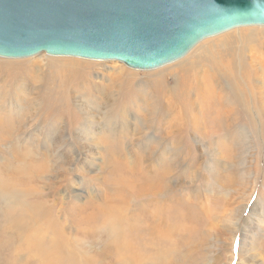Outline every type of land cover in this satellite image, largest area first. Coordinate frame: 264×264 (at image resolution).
I'll list each match as a JSON object with an SVG mask.
<instances>
[{"label": "rangeland", "instance_id": "obj_1", "mask_svg": "<svg viewBox=\"0 0 264 264\" xmlns=\"http://www.w3.org/2000/svg\"><path fill=\"white\" fill-rule=\"evenodd\" d=\"M62 63L82 71L65 93L45 87L47 78L65 71L56 67ZM204 74L216 75L214 90L203 96L195 88L181 111L165 105L159 81L174 95L185 80L190 88ZM32 75L39 80H28ZM0 113L9 126L24 128L11 133L0 119V264H59L40 255V244L54 247L58 227L78 257L99 249L101 242L80 235L87 230L82 211L104 210L108 199L124 193V183L109 179L119 155L124 170L167 171V191L126 200L128 210L137 215L157 206L193 215L186 236H177L185 254L175 255V264H264V25L205 38L185 58L150 70L45 52L0 57ZM25 151L30 154L22 158ZM32 161L44 173L9 190L15 173L23 176Z\"/></svg>", "mask_w": 264, "mask_h": 264}, {"label": "water", "instance_id": "obj_2", "mask_svg": "<svg viewBox=\"0 0 264 264\" xmlns=\"http://www.w3.org/2000/svg\"><path fill=\"white\" fill-rule=\"evenodd\" d=\"M250 25H264V0H0V57L45 52L150 70Z\"/></svg>", "mask_w": 264, "mask_h": 264}, {"label": "bare ground", "instance_id": "obj_3", "mask_svg": "<svg viewBox=\"0 0 264 264\" xmlns=\"http://www.w3.org/2000/svg\"><path fill=\"white\" fill-rule=\"evenodd\" d=\"M171 63H168V64H171ZM168 64H165L163 66H166ZM195 66L196 65H194V68ZM56 67L58 69H65V71L61 70V75L59 77L47 78V80L50 82H48L45 87L49 88L53 85L52 91H60L61 93H65L66 91L69 90V88L75 87L77 80L81 77L82 71L80 69L71 68L70 66H67V64L65 65L64 63L57 64ZM137 70H140V69H137ZM182 70H188V68H181L180 70L181 73H182ZM187 74H189L190 76H194L193 74L188 73V71H187ZM162 76L163 75H161L160 77ZM204 76L206 75L205 74L200 75L195 81L188 79L187 83L192 81L191 82L192 84L190 83L191 84L190 88L189 87L187 88V86L185 85L186 83V80H185L175 89L174 95H169L170 92L167 91L168 88L166 89V86H168L166 82H164L163 80L159 81L157 83L158 90H160L161 92H166L168 96V97L166 96L165 98V105L175 111L176 110L181 111V108L185 109L187 106V102L185 101V99L186 97H188V94L191 91L195 90V88L198 91L202 92V95L204 96L207 93L206 91L213 89L214 85L211 81H213L212 78L216 79V75L212 74L210 76H206V77ZM39 78H40L39 76L34 78V76L32 75V77H30L28 80L32 79V80L38 81ZM206 80H209L210 83L209 85L204 86L206 83L205 82ZM69 92L71 93V91ZM31 99L32 98H30V100ZM48 103H50V101ZM64 103H65V100L61 102V105H63ZM86 109H88L87 106H86ZM37 111L38 110H36V112ZM30 115L29 117H31ZM89 115L90 116L92 115L91 111H89ZM51 116L52 115H50V117ZM0 119H3L5 121L11 133L14 132V129L19 130V131L24 129L23 125H22V129H20V126L19 127L18 126L14 127L11 125L9 126L8 125L9 120L6 117V114L0 113ZM12 121H13V118L11 122ZM171 122L174 126L175 121L173 120ZM3 124L4 123L0 122L1 126H3ZM11 124L13 125V123ZM169 127H172V126L169 125ZM61 131L62 129H60V133H63ZM29 154H30V151H25L21 155H22V158H24L25 156ZM112 160L114 161V164L112 165V167L114 166L113 167L114 169H112V171L110 172L109 179H112V181L118 185L119 183H124L125 186L123 187L119 186V188H121L124 191V193L120 191L118 193L120 194L118 198L108 199L104 205V208H105L104 210L100 209V210L82 211L84 212L87 218V221L84 222V225L86 226L87 230L83 231L82 229L79 228L80 235H82L83 237H87V239L91 241L92 243L101 242L100 248L94 252H91L90 255L88 254V256L78 257L77 255H75L76 254L75 252L74 253L72 252L73 249L71 251V246H69V243L66 240L67 237L63 233L62 229L58 227L57 231L54 232L55 236L53 238V241L51 240V242H53L54 244V247L49 244L51 247L45 248L47 246L44 247L43 244H40V250H41L40 255H41L42 260L44 258H47L48 256H51V258H53V260L55 261H58L59 264H144L147 261L148 263L149 262L154 263L156 262V260H158V264H175L177 263L176 261L178 258L176 259V261H174V258H175L174 256L175 255L181 256L185 254L181 252L183 251V249L180 251L178 248L179 244H182V240L180 238H177V236H183V237L186 236V230L188 226L190 225V219L192 218L191 216H193L189 211L187 212L185 210H168L167 207L164 208L166 210H157L158 207L155 206V209L152 208L153 210L152 209L151 210H140V212L137 215H135L133 211L128 210V206H129V204L127 203L128 201L125 202L126 200H132L133 197L138 196V195H141L142 197H148L151 195L154 196L155 194L159 195V192H166L167 186H166L165 179L167 178V175L163 173L167 171L161 170V172H157L154 175L142 176L143 173L139 171L138 167H134V168L132 167L131 172L128 170H124L123 168L125 167L122 165L123 158L121 157V155H119V159H115V160L112 159ZM23 162L25 163V161ZM25 167L26 168H23L20 170V172L23 173V176L17 173H15L16 176L13 174L15 177H13V179L11 180L10 186L8 185V188L10 187L9 190L16 191V187L20 183H22L24 179L25 181L27 179L29 180V178L41 175L45 171L44 165L39 164V163L34 164L33 161L30 162V164H27V166ZM157 174L159 175L155 177V175ZM2 178H5V177H2ZM34 205L37 206V209L39 208V210H43L42 204H34ZM34 205L33 207H35ZM227 217L228 216H226L224 219L226 220ZM79 218L81 219L80 223L83 224L82 216L80 215ZM231 220L232 218L230 217L229 221ZM104 223L109 224V226H107V224L104 225ZM104 226H107V229H105ZM98 228L100 229L97 231ZM91 230H94V232H92ZM104 230H106L107 232L106 237L108 236L107 237L108 239H106L105 235L103 234L105 232ZM83 233H86V234H83ZM177 241H179L180 243ZM184 245L186 248L188 244H184ZM67 247H69V252L68 254H64V251H66ZM49 264H51V261Z\"/></svg>", "mask_w": 264, "mask_h": 264}]
</instances>
